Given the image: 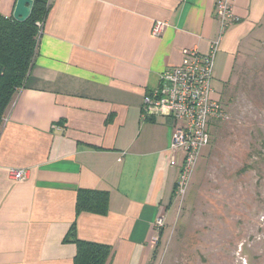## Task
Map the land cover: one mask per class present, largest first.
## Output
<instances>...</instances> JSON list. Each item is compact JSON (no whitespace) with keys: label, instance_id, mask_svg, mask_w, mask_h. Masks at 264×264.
Listing matches in <instances>:
<instances>
[{"label":"crops","instance_id":"1","mask_svg":"<svg viewBox=\"0 0 264 264\" xmlns=\"http://www.w3.org/2000/svg\"><path fill=\"white\" fill-rule=\"evenodd\" d=\"M16 1L0 0V14L12 17ZM215 3L49 0L34 64L0 127V264H75L77 241L109 247L105 264L153 263L181 159L170 164L176 123L144 119L143 100L185 49L210 52ZM233 13L213 83L230 79L264 0H235ZM11 169L28 176L13 180ZM81 190L106 192V214L77 215Z\"/></svg>","mask_w":264,"mask_h":264},{"label":"rangeland","instance_id":"2","mask_svg":"<svg viewBox=\"0 0 264 264\" xmlns=\"http://www.w3.org/2000/svg\"><path fill=\"white\" fill-rule=\"evenodd\" d=\"M219 78L229 119L212 121L185 195L162 217L152 264H264V20L230 79Z\"/></svg>","mask_w":264,"mask_h":264},{"label":"built area","instance_id":"3","mask_svg":"<svg viewBox=\"0 0 264 264\" xmlns=\"http://www.w3.org/2000/svg\"><path fill=\"white\" fill-rule=\"evenodd\" d=\"M235 0H216V18L220 25L219 38L207 55L197 49H185L182 63L167 69L160 75L159 87L145 95L142 106L144 119L165 118L173 120V142L170 149V164L176 166L181 159L176 196L182 197L197 166L202 151L209 145L212 121L229 119L221 101L216 99L213 88L216 55L221 38L235 22L233 4ZM39 38L43 23H37ZM162 22L155 23L153 34L158 36L164 29ZM10 177L22 181L28 176L26 169H11ZM163 226V218L156 222Z\"/></svg>","mask_w":264,"mask_h":264},{"label":"trees","instance_id":"4","mask_svg":"<svg viewBox=\"0 0 264 264\" xmlns=\"http://www.w3.org/2000/svg\"><path fill=\"white\" fill-rule=\"evenodd\" d=\"M30 18L21 23L0 14V127L18 92L25 86L37 55L39 28L49 11V0H33ZM177 183L174 197L176 196ZM106 192L81 190L77 197L76 213L105 215ZM161 231V230H160ZM163 232H160L162 236ZM75 264H105L111 249L107 246L77 241Z\"/></svg>","mask_w":264,"mask_h":264},{"label":"water","instance_id":"5","mask_svg":"<svg viewBox=\"0 0 264 264\" xmlns=\"http://www.w3.org/2000/svg\"><path fill=\"white\" fill-rule=\"evenodd\" d=\"M33 7V0H17L12 17L14 20L23 23L30 18Z\"/></svg>","mask_w":264,"mask_h":264}]
</instances>
